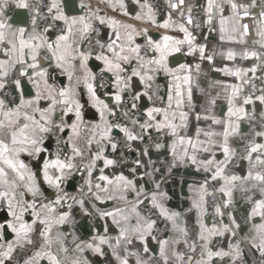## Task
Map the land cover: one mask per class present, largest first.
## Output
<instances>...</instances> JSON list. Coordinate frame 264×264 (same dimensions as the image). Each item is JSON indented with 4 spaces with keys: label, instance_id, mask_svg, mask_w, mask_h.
<instances>
[{
    "label": "snow or ice",
    "instance_id": "6c2138e0",
    "mask_svg": "<svg viewBox=\"0 0 264 264\" xmlns=\"http://www.w3.org/2000/svg\"><path fill=\"white\" fill-rule=\"evenodd\" d=\"M131 3L139 9L134 15L127 0H0V208L6 209L0 218V264H91L87 253L110 254L111 264H249L247 256L254 258L252 264H264V110L257 117L255 107L264 106V77L257 76L258 69L264 70V0H206L203 6L209 30L218 20L221 41L245 46L239 52L229 47L219 55L228 61L237 56L254 59L250 68H215L217 53L196 43L192 29L201 25L185 0H165L163 21L149 0ZM76 6L81 11L73 14ZM9 10H22L24 18L13 23ZM102 28L110 30L107 39ZM150 28L164 32L154 39ZM138 37L143 44L137 43ZM176 54L208 61L239 82L215 80L209 89L219 90L213 94L195 79L200 63L170 66L169 58ZM91 60L102 65L99 84ZM160 73L169 78L166 98L155 84ZM194 85L205 96L198 112ZM108 87L113 91H105L107 99H102L99 90ZM81 89L97 120L85 119ZM221 95L227 111L217 115ZM145 97L151 106L143 110L141 121L134 113L141 111ZM117 111L125 123L114 121ZM192 116L207 127L189 135ZM149 130L160 134L158 140L171 137L168 175L179 166L203 174L190 185L192 204L185 213L167 206L170 197L161 188L167 175L153 178L150 192L137 186L138 168L151 166L144 173L149 177L160 172L151 160L147 165L133 160L129 175L105 172L120 166V160L105 154L121 148L114 133H122L123 147L133 150L132 142H143ZM53 138L56 150L50 152L47 142ZM234 138L243 144L239 152L232 146ZM158 140L153 144L160 150L165 145ZM147 155L146 147L141 156ZM237 160L247 162L246 174L233 171ZM31 161L42 163L34 170ZM76 174L83 183L73 194L66 184ZM42 184L51 193L45 194ZM236 192L247 205L243 223L234 215ZM209 197L210 222L205 219ZM105 204L111 206H99ZM76 209L90 218L87 239L76 233ZM193 210L194 234L186 223L177 222ZM158 222L164 223L163 229L157 228ZM217 238L227 240V246L213 247Z\"/></svg>",
    "mask_w": 264,
    "mask_h": 264
},
{
    "label": "crops",
    "instance_id": "0c3cea01",
    "mask_svg": "<svg viewBox=\"0 0 264 264\" xmlns=\"http://www.w3.org/2000/svg\"><path fill=\"white\" fill-rule=\"evenodd\" d=\"M127 2L129 3V11L132 12V14L134 15L135 11L139 10L138 7L134 4H132L131 0H127ZM195 2L197 5V8L200 11H203V6L205 5L206 0H195ZM19 11H21V10H19ZM14 12L15 11L9 10L7 13L8 16L12 17V22H13V18L15 15ZM79 12H73V14H78ZM109 13L111 14V10H109ZM227 14H228V12L226 9L225 15H227ZM19 15H20L19 16V18H20L23 16V13H20ZM116 15L119 19L124 20L126 22L134 23L137 25H139V23H140L138 21L130 19L129 17H124L120 14H116ZM165 15H166V13L159 14L158 20L163 21V19L165 18ZM13 23H16V22H13ZM211 29L212 30H209V28L206 29L203 32V34L202 33L198 34L194 31L193 32H194V35H196V37H197L196 43L206 44L208 51H215L217 53V55L215 56L214 61H213L215 68H223L225 66H227V67H240V68L252 67L253 59H241L239 56H237V58L234 61H228L227 59L220 56L219 53L221 51H226L229 47L234 48L236 51L239 52L245 46L240 45V44H228L224 41H221L219 38L220 33H219L218 20L213 21ZM163 32H164L163 29L156 30L154 28H150L149 34L154 39H159L160 35ZM101 34H102V36H104L105 39H107L108 35H110V30H108L106 28H102ZM169 34L176 36V37H179V38H182V36H183V33L178 32V31H170ZM143 42L144 41H143L142 37L137 38V43L143 44ZM84 46L87 47V44L85 43ZM169 63H170V66H172V67H175L180 63H188V64H192V65H195L196 63H200L201 72H200V75L198 77H195V79L197 80V82L199 83V86L201 88H204L206 90H210L213 92V94H215V92L219 90L217 88L209 89V85L211 84V82H213L215 80L224 81L226 83H238L239 82L236 80L235 77L225 76L222 72L216 71L212 67V65L209 64L208 61H200L198 59V57H196V56H184L181 54H176V55L169 58ZM98 64H99V66L97 68H95L91 64V61L89 62V66L97 74V76L99 74H101L100 67H102V65H100V62H98ZM45 66H47V64H45ZM104 74H106V73H104ZM106 75H108V74H106ZM257 76L264 77V70H261V71L258 70ZM157 77L164 79V94H165V98H166L167 91H168L169 78L166 77L163 73H160ZM59 78H60L61 82H66L64 77H59ZM139 86H140L139 82L137 81V87H139ZM140 87H141L140 90H142V86H140ZM105 91L111 93L113 91V89L112 88L100 89L99 95L101 96L102 99H107L104 96ZM81 102L85 105V108H84L85 119L86 120H97L98 114L95 113V109H93L91 107V105L88 103V97H87L86 91L84 89H81ZM204 103H205V96L194 85L193 86V104L195 105V110L197 112L200 111L201 106ZM257 105H259V104L257 103ZM150 106H151V104L149 101V105L147 107H150ZM251 107L252 106H249L250 109H251ZM146 108H144V109H146ZM261 110H264V106L259 105V111H256V113H259ZM214 111L217 115H221L222 113H225L227 111V103H226V100L223 98V95H221L220 99H218L217 105H216ZM197 127H207V122H204V121L197 122L195 120L194 116L190 117L189 127L187 130L188 134L194 135ZM244 127H246V125L244 122H242V128H244ZM137 131H139L138 128H137ZM149 133L155 134L156 132H155V130H149ZM114 135L123 138L122 133H114ZM239 141L240 140L238 138H234L232 146L237 149ZM158 142L163 143L165 145V147L160 149V150H157V149H155L153 142L148 143L145 141V138H144L143 142L133 141L132 142V149L133 150L128 149L129 153L132 156H134L136 159L137 158L141 159L145 163V165H147L148 161L151 160L152 162H154L155 167L160 169V172L155 173L154 177H149L147 175H144V173L146 171L150 172L151 166L138 168L139 178L137 179V186L139 187V186L143 185L145 187L146 191L150 192L151 190H153V187H154L153 178L155 180L159 181L162 176L167 175V180L161 184L162 190L166 191L168 193V196L170 197V199H168L166 201L167 206L170 209L185 213L187 209L191 208L192 201H191L190 197L192 196V193L190 191V185H192L193 182L188 184V186H187L188 194L186 196H183L181 201H179L180 199L178 201H176L173 198L171 191L174 188V186H173V184L168 185V183L171 181L172 178H175V177L182 178L184 176L182 174V171L185 168H188L189 170H192L194 172H195V170L191 167L179 166V167L173 169V172L171 175H168L166 172V167H167V164L171 161V156H170V153L168 151L167 145L171 142V137L164 136ZM47 143L49 145V141ZM146 147L148 148V155L147 156H141L142 150L145 149ZM49 151L52 152L50 147H49ZM105 154L108 155L110 158H116L117 159V157L115 156V153H112L110 149L108 151H106ZM45 155H47V154H45ZM31 163H32L33 168L35 170L36 166L41 164L42 161H31ZM100 166H102V163ZM130 167H132V164H128V165L120 164V166H118V167L106 169L105 172H106V174L112 175V174H116V173L123 171L125 173V175H129V168ZM247 167H248L247 162L243 161L240 163V165L236 169L235 173L236 174H246ZM179 170H180V172H179ZM195 173H196L195 175L190 174V175H188V177L191 178L192 180H196V181L201 180L203 174L197 173V172H195ZM98 174L99 173L97 171L94 175H98ZM69 180H74V184L76 187H75V189H69V188H67V184H66V190L70 193L75 194L78 191L79 186L83 183V180L79 174L74 175ZM69 180L67 181V183L69 182ZM51 191L52 190L50 189V193H51ZM130 198H131V195H130ZM234 199L236 201L234 204V208H235L234 215L237 217V219L241 223H243L244 209H245V207H247V205H246L244 199L242 198V196L239 192H236L234 194ZM99 206L100 207H110L111 205L105 204V205H99ZM142 208H143V206H142ZM3 214H6V209L0 208V218L3 217ZM76 216H77L76 233L82 239H87L91 235V232H92L90 218L80 216L78 209H76ZM205 219H206V221H209V222L211 221L210 216H207ZM196 220H197V215H196L195 210H193L191 212H187V214L182 218V220H179L177 222L178 223H186L188 228H189L190 233L194 234V232L196 230ZM65 230L68 231L69 229L66 227ZM241 234H243V231ZM167 235H171V233L166 232L165 236H167ZM9 238H11L10 235H9ZM215 242H214V244H215ZM226 242H227V240H221V243L218 246H225L226 247L227 246V245H225ZM148 243H149L151 248H153V249L157 248V245H156V248L154 246L156 244L155 241L149 240ZM137 244L139 246V242H137ZM214 244H213V247H216ZM179 247L182 248L183 245H180ZM87 255L91 261V264H111L110 254L107 257H97L91 253H87ZM250 257L252 258V261H253L254 258L252 256H250Z\"/></svg>",
    "mask_w": 264,
    "mask_h": 264
},
{
    "label": "built area",
    "instance_id": "2783aa9c",
    "mask_svg": "<svg viewBox=\"0 0 264 264\" xmlns=\"http://www.w3.org/2000/svg\"><path fill=\"white\" fill-rule=\"evenodd\" d=\"M149 2L152 4L153 8L159 9L160 14H164V13L167 12V5L165 3V0H149ZM185 5L186 6L190 5L192 7V15H193L194 21L197 22V23H199L201 25V27L199 29L193 28L192 30L194 32L200 34L203 31H205L206 29H208L209 26L204 23V21L206 19V17L204 16V12L203 11H200L197 8V5H196L195 0H185ZM174 15H175V13H174ZM249 43H250V41H249ZM254 63H256V61L253 59V64ZM258 70L261 71L260 69H258ZM103 75H104L106 81H110V76H108L106 74H103ZM100 77H101V74H99L97 76V84L100 83ZM57 79L60 81V78L59 77H57ZM256 83H257V85H259L260 84V81L257 80ZM155 84H156V86L159 87V95L165 97V94H164V79H162L160 77H157L156 78V81H155ZM108 88H111V87H108ZM5 91H9V89H6ZM150 104H151V102H150ZM143 110L144 109H141L140 112L134 113V115L136 117H138L141 121H143V119H144ZM256 115L258 117L259 116V113H256ZM113 119H114V121H119L121 123H125L126 122L124 120V118L121 116L120 111H117V116L115 118H113ZM159 136H160V134H158V133L150 134V136H149V134H146L145 135V141L148 142V143L157 141ZM117 139H119L120 142H121V148L115 153V156L117 157L118 160H120V164H123V165L132 164V161L135 160L136 158L129 153L128 148L123 147V138L117 136ZM51 142H52L51 151L52 152H55V150H56L55 139L54 138L51 139ZM242 148H243V144H242L241 141H239L238 146H237L238 152ZM121 152H123V156H121ZM241 162L242 161H238V160L237 161H234V167H233V171L234 172L239 167V165H240ZM216 199H219V194L218 193H217ZM211 201H212V197H209L208 211H209V216L210 217H211V212H212V204H211ZM211 219H212V217H211ZM157 228L158 229H163L164 228V223L163 222H158ZM160 234L161 233H159V232L156 233V235H158V236ZM165 234H166V232L163 233V235H165ZM220 243H221V239L217 238V240H216V242H215L214 245L215 246H218Z\"/></svg>",
    "mask_w": 264,
    "mask_h": 264
},
{
    "label": "water",
    "instance_id": "95a60500",
    "mask_svg": "<svg viewBox=\"0 0 264 264\" xmlns=\"http://www.w3.org/2000/svg\"><path fill=\"white\" fill-rule=\"evenodd\" d=\"M71 3H74L76 4L77 3V0H70ZM80 9L78 8V6L74 7V11L73 12H79ZM19 12L20 13H23L22 10L21 11H15L14 12V18H13V22H18L20 19L24 18V14L22 17L19 18L20 15H18L17 13ZM106 32V31H105ZM204 32V31H203ZM202 32V34H203ZM91 64L93 65V67L97 68L99 66L98 62L95 61V60H91ZM138 90L141 89V87H137ZM26 90H30V86L29 85H26ZM141 105H143V108H146L148 105H149V101L148 99L145 97L143 98L141 101H140ZM256 111H259V105H256ZM51 145H52V142L51 140H49V147L51 148ZM243 162V161H242ZM180 172V170H179ZM182 174L184 175L182 178H172L171 181L168 183V185L170 184H173L174 188L172 189L171 193H172V196L173 198L178 201H181L182 200V197L183 196H186L188 194L187 192V186L189 183H192L194 180H192L191 178L188 177V175L190 174H193L195 175L196 173L192 170H189L188 168H185L183 171H182ZM75 184H74V180H69V182L67 183V188L69 189H75ZM42 188L43 190L45 191L46 194L50 193V189L46 186V185H43L42 184ZM6 214H3V217L5 216ZM2 217V218H3ZM227 245V242L226 244ZM155 248H156V244L154 245ZM257 257H258V254H257ZM246 259L249 261L250 264H252V258L250 256H247Z\"/></svg>",
    "mask_w": 264,
    "mask_h": 264
}]
</instances>
